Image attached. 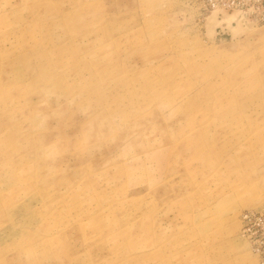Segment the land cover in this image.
Returning a JSON list of instances; mask_svg holds the SVG:
<instances>
[{
  "label": "rangeland",
  "instance_id": "374dc122",
  "mask_svg": "<svg viewBox=\"0 0 264 264\" xmlns=\"http://www.w3.org/2000/svg\"><path fill=\"white\" fill-rule=\"evenodd\" d=\"M263 207L262 18L0 0V264H258Z\"/></svg>",
  "mask_w": 264,
  "mask_h": 264
},
{
  "label": "built area",
  "instance_id": "2783aa9c",
  "mask_svg": "<svg viewBox=\"0 0 264 264\" xmlns=\"http://www.w3.org/2000/svg\"><path fill=\"white\" fill-rule=\"evenodd\" d=\"M204 2L211 8L238 10L264 20V15L260 16L264 0H204ZM242 233L257 256L259 264H264V207L255 211L248 210L243 214Z\"/></svg>",
  "mask_w": 264,
  "mask_h": 264
},
{
  "label": "bare ground",
  "instance_id": "6f19581e",
  "mask_svg": "<svg viewBox=\"0 0 264 264\" xmlns=\"http://www.w3.org/2000/svg\"><path fill=\"white\" fill-rule=\"evenodd\" d=\"M212 19L214 20V17H212ZM249 210H255V209H249ZM256 210H260V209H256ZM246 242H247V244H248V246L250 247V244H249V242L246 240ZM255 255V254H254ZM256 256V255H255ZM257 260H258V258H257ZM258 262V264H259V261H257Z\"/></svg>",
  "mask_w": 264,
  "mask_h": 264
}]
</instances>
